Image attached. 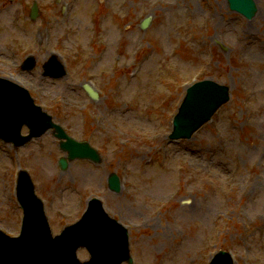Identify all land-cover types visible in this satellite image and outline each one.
I'll return each instance as SVG.
<instances>
[{
	"label": "rangeland",
	"instance_id": "1",
	"mask_svg": "<svg viewBox=\"0 0 264 264\" xmlns=\"http://www.w3.org/2000/svg\"><path fill=\"white\" fill-rule=\"evenodd\" d=\"M254 1L246 19L226 0H0V76L101 156L61 170L66 152L52 131L18 148L0 140V228L19 231V168L30 173L53 234L98 196L127 226L134 264H201L220 248L235 264H264V0ZM54 49L67 68L61 79L41 73ZM29 54L36 66L21 70ZM204 78L229 85V102L190 139L169 140L185 85ZM111 172L117 193L107 186Z\"/></svg>",
	"mask_w": 264,
	"mask_h": 264
},
{
	"label": "water",
	"instance_id": "2",
	"mask_svg": "<svg viewBox=\"0 0 264 264\" xmlns=\"http://www.w3.org/2000/svg\"><path fill=\"white\" fill-rule=\"evenodd\" d=\"M231 7L239 11L244 10L249 16L254 11L250 0H231ZM33 9L32 17L35 16L36 11L35 8ZM148 21L146 20L142 26L146 27ZM33 64L34 61L30 58L26 65L31 68ZM45 69L51 75L61 76L63 74L61 67L53 71L49 70V66L46 64ZM199 85L198 91L204 88L211 89L212 94L206 102L196 105L194 110L190 108L189 104L182 107L181 113L176 117V129L171 137L190 136L194 129L206 121L214 110L228 99L226 86H220L209 81L201 82ZM3 87L4 85L0 81V102L2 101ZM27 102L33 107L28 97ZM37 118L40 120L38 123ZM49 119L37 107L27 117L22 116L20 118L14 113L8 112L0 116V135L20 145L28 140L31 135L41 134L47 129L51 125ZM24 122L32 128L33 133L30 136L20 138L18 132ZM56 128L59 130L57 126ZM59 135L63 136V134ZM63 146L70 150V159L75 156H88L96 161L99 160L97 154L89 149L86 144L75 143L69 139ZM65 166L66 163L63 159V167ZM109 184L111 189L119 190V183L114 174L109 177ZM18 197L26 211L23 233L17 239L8 238L0 233V264H62L59 261L67 260L71 264H79L75 260V249L81 244L87 245L94 255L92 260L85 264H120L124 259H128L127 234L124 230L116 227L114 221L103 213L98 201L93 200L91 202L89 210L78 224L67 228L62 235L52 239L49 233L40 227L39 218L30 215L32 211L42 216V206L35 198L31 182L25 172L20 174ZM113 229L120 235H116ZM30 243L37 250L32 248ZM100 255L105 257H100ZM210 264H232V260L227 253L220 251Z\"/></svg>",
	"mask_w": 264,
	"mask_h": 264
},
{
	"label": "bare ground",
	"instance_id": "3",
	"mask_svg": "<svg viewBox=\"0 0 264 264\" xmlns=\"http://www.w3.org/2000/svg\"><path fill=\"white\" fill-rule=\"evenodd\" d=\"M214 17H216V16H214ZM257 185H258V183H256Z\"/></svg>",
	"mask_w": 264,
	"mask_h": 264
}]
</instances>
